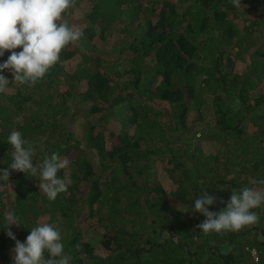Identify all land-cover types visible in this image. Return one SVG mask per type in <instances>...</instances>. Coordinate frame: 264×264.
I'll use <instances>...</instances> for the list:
<instances>
[{"label": "trees", "instance_id": "16d2710c", "mask_svg": "<svg viewBox=\"0 0 264 264\" xmlns=\"http://www.w3.org/2000/svg\"><path fill=\"white\" fill-rule=\"evenodd\" d=\"M240 3L75 0L63 15L87 7L69 23L79 40L37 84L0 93V169L12 131L36 146L33 166L54 151L69 161L54 201L38 175L0 180V195L13 192L0 196V264H13L9 211L20 242L60 216L71 264H264V204L257 223L221 233L199 230L192 211L203 192L218 212L233 189H264L252 184L264 179V0Z\"/></svg>", "mask_w": 264, "mask_h": 264}, {"label": "clouds", "instance_id": "9594fccd", "mask_svg": "<svg viewBox=\"0 0 264 264\" xmlns=\"http://www.w3.org/2000/svg\"><path fill=\"white\" fill-rule=\"evenodd\" d=\"M231 2L234 7L241 8L240 0ZM74 4L75 0H0V57L10 52L8 59L0 63V73L9 70L12 74L11 81L0 75V93L6 92L13 82L37 84L60 60L62 50L79 40L82 31L70 25L63 15ZM17 48L22 50L14 51ZM7 142L13 149L12 162L0 169V180L9 181L10 170L38 175L39 191L51 201L67 191L65 179L58 175L69 165L66 158L54 151L33 166L37 151L34 144L25 140L19 131H12ZM252 184L264 185V179H253ZM216 200L214 195L203 192L194 201L192 211L205 217L197 228L205 234L239 231L257 223L259 216L253 209L264 204V189L247 186L233 189L225 208L209 211ZM5 220L9 229L6 235L16 241L12 249L13 264H71L72 256L65 252L61 233L54 225L38 224L30 230L26 240L20 242L10 230V226H18V217L9 211Z\"/></svg>", "mask_w": 264, "mask_h": 264}, {"label": "rangeland", "instance_id": "374dc122", "mask_svg": "<svg viewBox=\"0 0 264 264\" xmlns=\"http://www.w3.org/2000/svg\"><path fill=\"white\" fill-rule=\"evenodd\" d=\"M86 8H87L86 6L81 7L80 9L76 10L73 14H71L68 18H65V19H66L69 23H73V22H77V21L82 20V19H83V16H84L83 13H84V10H85ZM263 104H264V102H263ZM259 108H262V109H263V108H264V105H260ZM80 115H81V116H80V119L77 120V121L75 122V123H76V126H75V127H76V130H77V131H81V129H80V125H81V121L84 120L85 113H83V111H81ZM190 120H191V119H190ZM190 120L187 121V124L189 123ZM106 123H107V120H104L103 123H102V125H106ZM256 124L258 125V126H257V130H256V132H257L258 130H261L262 132H264V121H261V120L258 118V120L256 121ZM245 128H247V123H245ZM118 130L122 131L121 128L118 129ZM201 132H202L203 134H207V133L209 132V129H208L207 127L203 126ZM80 133H81V132H78V134H80ZM170 133H171V132L166 133V138H169V137H170V139L173 138V136H171ZM197 136H198V134H196V137H197ZM151 142H156V140L153 139ZM159 179H161L165 185H168L169 182H168L167 180H165V179L162 178V177H161V178L159 177ZM12 193H13V192H10V190H9L8 192H5V193L1 194L2 196H1V195H0V196L3 197V198H11ZM51 224L54 225L58 231H60L61 236L67 235V230H68V229H67V226H68V223H65V222L61 219L60 216L54 218V220L52 221ZM252 253L254 254V251H253V250H252ZM254 258H255V257H254Z\"/></svg>", "mask_w": 264, "mask_h": 264}]
</instances>
